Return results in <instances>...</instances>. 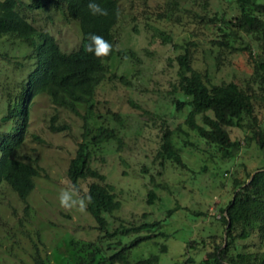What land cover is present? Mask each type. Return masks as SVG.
Returning <instances> with one entry per match:
<instances>
[{"label": "trees", "instance_id": "16d2710c", "mask_svg": "<svg viewBox=\"0 0 264 264\" xmlns=\"http://www.w3.org/2000/svg\"><path fill=\"white\" fill-rule=\"evenodd\" d=\"M182 1L165 0V10L156 4L152 11H148L150 5L146 4L147 0H139L144 12L142 24L150 29L151 37H158L161 42L171 41V35L151 21L168 18L170 11L179 8ZM228 1L234 4V13L222 11L207 15L186 6L183 8L190 12L191 17H196L198 27L214 29L209 38L212 45L247 51L248 59L253 58L254 61L252 75L257 91L248 82L240 85L234 80L211 81L205 68L193 65L197 44L188 40L179 45L182 51L174 57L176 80L173 91H179L181 95L172 99L175 107H187L183 119L187 127L214 145L222 157L234 155L239 148V140L230 134L231 127L246 126L251 131L249 138H253L258 147H264V124L260 125L255 105L257 94L264 92V0ZM97 2L107 10V16H92L87 9L88 0H0V37L7 35L12 40L18 39L30 48L22 54V60L13 62L16 77L1 93L4 108L0 113V200L8 191L24 204L22 213L15 214L12 222L5 219L0 222V250L16 256L25 264H157L159 252H149L133 260L129 259L130 252L142 241L167 235L160 230V218H149L142 212L138 220H124L116 214L121 202L113 185L106 181L105 174L93 164L95 147L115 140L118 149L122 142L118 128L107 124L108 121L99 120L101 111L96 90L105 81L114 79L129 83L111 66L116 59H138L133 49L115 45L112 27L122 12L119 0ZM188 2L205 9L209 0ZM36 11H41L49 22L60 18L76 24L80 33L78 44L70 49L62 47L49 27L37 23ZM137 17L136 14L130 17L133 20L131 28L135 31ZM239 32L247 35L263 55L255 54L248 43H242ZM90 33L102 36L112 45L111 53L102 61L86 51ZM237 38L241 43L238 46L232 44ZM172 45L176 46V43L172 41ZM26 61L28 66L22 68ZM39 94L51 104L43 117L46 131H70L73 124L61 118V109L80 120L75 127L77 142L68 159L65 176L71 187L76 186L79 195L91 193L92 202L86 212L94 222L90 227L96 230L89 238L64 230L48 252L43 249L39 229L31 231L28 221L29 195L38 179L49 178L38 155L31 153L36 152L35 148L28 145L29 152L24 146L26 141H45L40 130H29L31 105ZM259 98L263 100V94ZM129 102L134 104L131 99ZM104 112L109 118L121 122L118 111L107 106ZM160 124L163 127L160 128L156 151L150 159L151 167L155 164L162 167L168 161L188 169L181 156V147L173 138L174 131L182 129L177 125L170 128L164 118ZM182 143L187 141L183 139ZM142 171L148 172L149 168L144 166ZM154 174L158 176L160 170L148 172L147 203L158 197L157 187L165 186ZM80 181H85L84 189L79 186ZM230 184L231 195L220 207L218 215L223 224V234L218 239L212 234L209 240L204 237L199 240L204 247L201 264H264V166L245 169L242 176H233ZM14 209L12 207V213ZM174 209L167 208L165 215ZM114 220L117 223L111 226ZM252 233L260 239L257 247L247 246L244 241ZM158 248L164 251L166 246L160 243Z\"/></svg>", "mask_w": 264, "mask_h": 264}, {"label": "rangeland", "instance_id": "374dc122", "mask_svg": "<svg viewBox=\"0 0 264 264\" xmlns=\"http://www.w3.org/2000/svg\"><path fill=\"white\" fill-rule=\"evenodd\" d=\"M187 2L188 0H184L178 4L179 8H173L168 18L155 21L151 19V22L171 35V41L161 42L160 38L150 36V29L143 27V4L139 0H119L122 12L112 27L115 45L117 48L133 49L138 59H116L111 66L117 74H123L129 83L114 79L105 81L96 90L101 111L99 120L108 121L107 124L118 128L122 139L120 148L117 149L115 140H109L95 147L96 152L93 154V164L105 174L106 181L113 185L121 202L116 214L124 220H138L142 217V212H145L146 217L162 219L160 230L167 234L142 241L131 250V260L149 252H159L157 264H201L204 247L199 240L202 237L209 240L212 234L218 239L223 234V224L218 215L221 213L220 207L225 205L231 195L232 177L242 176L245 169L264 166V147H258L254 139L249 138L251 131L246 126L229 129L231 136L239 140V148L234 155L222 157L214 145L198 137L184 123L187 107L177 108L172 102L175 96L181 95L179 91H173L176 80L174 57L182 51L179 45H184L188 40L196 41L197 44L193 65L205 68L211 81L234 80L240 85L248 82L257 91L252 75L254 61L253 58L248 59L247 51L212 45L209 38L214 34V29L198 27L195 24L196 17H191L190 12H187L190 8L207 15L222 11L234 13L233 2L209 0L205 9H201L196 3ZM146 4L150 5L148 11H152L156 4L161 9L166 7L165 0H147ZM132 14L138 15L136 31L131 28ZM34 17L38 24L50 28L65 49L78 44L80 33L73 22L60 18L49 22L44 19L41 11L34 12ZM239 33L242 43H248L255 54L263 55L247 35ZM172 41L176 46L172 45ZM239 41L237 38L232 44L238 46L241 44ZM29 50L18 39L12 40L7 35L0 37V113L4 108L1 93L16 77L13 62L22 60V54ZM26 66L27 61L22 68ZM260 94H263V100L259 98ZM257 97L256 114L260 125H263L264 92H259ZM107 106L120 113L121 122L106 116L108 114L104 111ZM50 107L51 104L44 95L39 94L34 98L30 109L29 130H40L45 141H26L27 144L25 142L24 145L29 152L28 145L35 148L36 152L31 153L38 155L40 164L49 174L48 179L36 181L28 199L29 228L31 231L39 229L43 249L47 252L64 230L75 232L83 238L93 237L96 231L90 227L94 222L86 211L67 210L59 206L61 190L71 188L65 169L76 146L75 136L78 131L75 127L80 120L69 111L61 109V118L73 124L70 131L48 132L44 128L43 117ZM162 118L166 119L170 128L177 125L183 130H175L173 138L181 147V156L188 169L168 161L162 167L157 164L151 167L150 159L156 151L160 128L163 127L160 124ZM183 139L187 143H182ZM144 166L149 168V173L160 170V174L154 176L165 185L156 188L158 197L152 203L146 202V191L150 183L148 172L142 171ZM79 186L84 189L85 181H80ZM23 205L13 193L5 191L0 200V222L4 219L12 222L16 215L22 213ZM12 207L15 208L13 213ZM167 208L175 209L166 216ZM116 223L117 220L111 221V226ZM259 240L258 235L252 233L244 241L247 246L257 247ZM160 243L165 244L164 251H159ZM188 243L191 245L188 246ZM0 264L25 263L0 250Z\"/></svg>", "mask_w": 264, "mask_h": 264}, {"label": "clouds", "instance_id": "9594fccd", "mask_svg": "<svg viewBox=\"0 0 264 264\" xmlns=\"http://www.w3.org/2000/svg\"><path fill=\"white\" fill-rule=\"evenodd\" d=\"M87 9L92 16H107L108 12L101 7L97 0H88ZM89 43L86 45V51L90 53L95 59L103 60L111 53L112 45L106 41L102 36L90 33L88 35ZM59 206L63 209L84 212L88 204L92 202L91 193L84 196L79 195V191L75 185L71 188L61 190L58 197Z\"/></svg>", "mask_w": 264, "mask_h": 264}, {"label": "water", "instance_id": "95a60500", "mask_svg": "<svg viewBox=\"0 0 264 264\" xmlns=\"http://www.w3.org/2000/svg\"><path fill=\"white\" fill-rule=\"evenodd\" d=\"M251 174H252V173H251ZM251 174H250V175H251Z\"/></svg>", "mask_w": 264, "mask_h": 264}]
</instances>
